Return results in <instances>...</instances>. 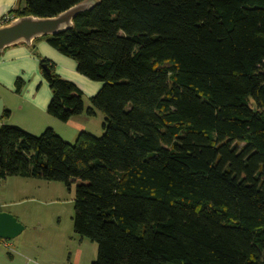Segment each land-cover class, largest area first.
<instances>
[{
  "label": "trees",
  "instance_id": "1",
  "mask_svg": "<svg viewBox=\"0 0 264 264\" xmlns=\"http://www.w3.org/2000/svg\"><path fill=\"white\" fill-rule=\"evenodd\" d=\"M82 1L17 0L0 24ZM39 40L102 84L88 106ZM29 47L47 114L99 111L103 133L33 135L4 110L0 179L73 185V230L96 244L91 264H264V0H95Z\"/></svg>",
  "mask_w": 264,
  "mask_h": 264
},
{
  "label": "rangeland",
  "instance_id": "2",
  "mask_svg": "<svg viewBox=\"0 0 264 264\" xmlns=\"http://www.w3.org/2000/svg\"><path fill=\"white\" fill-rule=\"evenodd\" d=\"M83 101L84 106L89 104L86 98ZM103 119L99 111L90 117L92 135H102ZM73 199V185L68 190L58 181L0 179V212L14 214L23 227L11 239H3L8 246L0 243V264H91L97 247L74 232Z\"/></svg>",
  "mask_w": 264,
  "mask_h": 264
},
{
  "label": "crops",
  "instance_id": "3",
  "mask_svg": "<svg viewBox=\"0 0 264 264\" xmlns=\"http://www.w3.org/2000/svg\"><path fill=\"white\" fill-rule=\"evenodd\" d=\"M16 2L17 0H0V22ZM36 51L40 57L54 64L55 72L61 78L74 83L87 100L101 87L100 82L91 81L79 74L75 61L59 53L45 40L37 41ZM16 78L24 81L20 93L15 92ZM50 97L51 92L42 76L39 58L29 46L16 44L0 52V115L4 110L9 111L5 121L7 124L18 126L33 135H38L50 127L67 142L71 138L76 139L80 131L92 133L89 129L90 117L84 113L73 116L66 122L48 115L46 107ZM1 123L0 119V125Z\"/></svg>",
  "mask_w": 264,
  "mask_h": 264
},
{
  "label": "water",
  "instance_id": "4",
  "mask_svg": "<svg viewBox=\"0 0 264 264\" xmlns=\"http://www.w3.org/2000/svg\"><path fill=\"white\" fill-rule=\"evenodd\" d=\"M94 1L84 0L51 17L26 15L0 24V51L20 43L30 46L36 38L55 35L71 28L73 18L79 12L90 9ZM22 228L14 216L7 212H0V238L11 239Z\"/></svg>",
  "mask_w": 264,
  "mask_h": 264
},
{
  "label": "built area",
  "instance_id": "5",
  "mask_svg": "<svg viewBox=\"0 0 264 264\" xmlns=\"http://www.w3.org/2000/svg\"><path fill=\"white\" fill-rule=\"evenodd\" d=\"M5 18V17H4ZM0 243H3L5 246H8V244L7 243H5L4 241H3V239L2 238H0Z\"/></svg>",
  "mask_w": 264,
  "mask_h": 264
}]
</instances>
